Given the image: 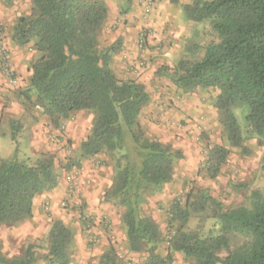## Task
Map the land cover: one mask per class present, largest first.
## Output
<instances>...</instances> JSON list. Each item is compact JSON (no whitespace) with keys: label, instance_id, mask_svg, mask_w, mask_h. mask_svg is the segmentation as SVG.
<instances>
[{"label":"trees","instance_id":"16d2710c","mask_svg":"<svg viewBox=\"0 0 264 264\" xmlns=\"http://www.w3.org/2000/svg\"><path fill=\"white\" fill-rule=\"evenodd\" d=\"M32 3V14L18 17L11 36L20 48L34 41L41 53L30 68L28 98H36L55 123L78 111L95 114L91 132L81 143L82 158L121 153L116 178L107 193L125 208L129 249L144 252L146 264H172L177 252L194 258L197 264H264V198L259 193H255L251 207L229 210H223L206 191L198 202L176 200L171 219L180 225L172 231L166 254L159 252L162 230L142 207L147 195L161 191L173 178L183 153L149 136L143 128L140 116L151 96L145 84L121 79L114 69L121 37L101 46V31L109 17L107 3ZM182 9L191 21H208L219 41L208 44L201 58L181 59L173 81L186 92L199 87L220 88L216 105L227 140L231 146L244 149L245 137L235 112L239 105L248 109L245 119L251 131L264 136V0H192ZM18 129L12 133L16 142ZM230 154L225 145L210 146L204 163L206 174L216 178ZM55 164L49 153H43L35 165L21 160L17 150L10 159L0 158V225H15L34 217L38 196L59 184ZM209 202L219 209L222 233L203 237L187 231L192 212L203 210ZM234 234L244 237L245 242L232 249ZM48 241L49 263L70 264L73 230L62 220H53ZM222 251L226 256L220 255ZM36 261L34 244H29L22 256L8 257L0 249V264ZM100 264H123L113 244L101 256Z\"/></svg>","mask_w":264,"mask_h":264},{"label":"rangeland","instance_id":"374dc122","mask_svg":"<svg viewBox=\"0 0 264 264\" xmlns=\"http://www.w3.org/2000/svg\"><path fill=\"white\" fill-rule=\"evenodd\" d=\"M104 1L109 17L101 31V46L116 41L120 37L118 30L128 35L136 56L132 65L137 73L140 71L138 78L128 79L141 78L140 83L146 85L151 96L140 116L143 128L149 136L183 153V158L176 162L173 178L161 191L147 195L142 207L143 213L159 224L164 237L159 252L166 254L172 231L180 225L171 219V207L176 200L183 204L188 200L198 202L206 191L223 210H229L242 205L251 207L255 193L264 198V136L251 131L245 119L248 109L239 105L235 112L245 148L231 146L216 105L221 89L199 87L186 92L175 85L178 62L183 58H201L208 44L219 41L208 21L194 22L185 16L182 6L192 0ZM32 11V0H0V31L9 55L16 51L17 61L24 65V74H20L9 58L20 81L7 88V100L0 111V158L10 159L17 150L21 160L35 165L43 153H49L55 159L59 184L38 196L33 218L15 225H0V249L8 257L22 256L28 245L34 244L35 264H50L48 233L53 220L60 219L74 232L70 264H100L110 244L116 247L123 264H146L144 252L129 249L123 221L125 208L109 199L107 193L116 178L121 153L104 152L82 158L81 143L91 132L95 114L78 111L55 123L36 98H28L30 68L41 53L34 41L20 48L11 36L18 17L31 15ZM121 39L123 44L124 38ZM16 127L17 142L12 138ZM215 144L229 147L231 154L219 175L210 178L204 163L208 148ZM186 230L203 237L221 234L218 207L209 202L203 210L193 211ZM244 242L241 235L231 236L232 249ZM226 254L220 253L222 257ZM172 264L197 262L177 252Z\"/></svg>","mask_w":264,"mask_h":264},{"label":"crops","instance_id":"0c3cea01","mask_svg":"<svg viewBox=\"0 0 264 264\" xmlns=\"http://www.w3.org/2000/svg\"><path fill=\"white\" fill-rule=\"evenodd\" d=\"M116 34L118 35V37L120 36V37H123L124 39H123V44H122V50H120L114 58L113 67L118 73V75L122 78H125V79L131 78V77L138 78L137 76L140 75V71L139 73H137L138 71L135 69L134 65H132L134 63V62L132 63V61L136 56L134 55V49L130 47L132 45L130 41L131 39L128 37V35L123 33L121 30H118ZM11 55H10V59L13 60L15 64L14 68H16L20 74H24V65L22 66V64L19 61H17L16 51L12 52ZM140 80L142 79L140 78L137 81L140 82ZM8 87H12L8 83V79L4 75L0 74V111H2L3 107L5 106V101L7 100V96L5 92L7 91ZM5 110L4 112L6 114L8 111V108L7 109L5 108ZM1 116H2V112L0 113V117Z\"/></svg>","mask_w":264,"mask_h":264},{"label":"built area","instance_id":"2783aa9c","mask_svg":"<svg viewBox=\"0 0 264 264\" xmlns=\"http://www.w3.org/2000/svg\"><path fill=\"white\" fill-rule=\"evenodd\" d=\"M9 58L8 47L5 43L2 31H0V74L8 79V83L11 86H17L19 84V78L17 77L15 70L12 68Z\"/></svg>","mask_w":264,"mask_h":264}]
</instances>
